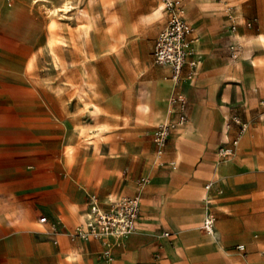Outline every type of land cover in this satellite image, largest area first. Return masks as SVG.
Segmentation results:
<instances>
[{"label":"rangeland","instance_id":"1","mask_svg":"<svg viewBox=\"0 0 264 264\" xmlns=\"http://www.w3.org/2000/svg\"><path fill=\"white\" fill-rule=\"evenodd\" d=\"M168 1L0 0V53L9 55V59L13 60L10 66L17 73H23V78L31 84L37 94L40 93L42 99H46L50 104L63 103L65 118L80 122L79 127L74 125V130L77 131L76 138L73 139L76 146L74 155L72 158L68 156V149H73L66 145L67 140L72 141L69 137L64 145L63 158L65 173L73 175L82 183V179L75 173L78 169L92 181L90 186L83 181L80 188L81 194L83 193L80 213H85L88 208V194L84 187H87L88 191H95L103 201L109 202L124 195L135 194L139 190L138 178L143 175L150 177L145 186L149 189L144 190L141 195L138 226L128 235L122 247L113 249L112 264H264V261L256 258L257 254L255 255L250 247L246 246L244 251H240L236 248L237 243L226 244L223 236L219 239L218 235H210L203 228L206 208L202 205L192 206L194 202L206 203V200L203 201L204 190L198 180L193 182L190 177L177 179L176 185L172 187L170 183L162 197L161 215L172 217L180 225L170 218L157 220L160 215L162 183L172 178L174 172L171 165L159 164L160 157L164 154L166 160L175 159L174 142L171 140L175 128L187 125L182 134L187 140L202 139L205 136L207 123L200 108H194L188 124L173 127L162 154H159V147L150 134L153 125L145 126L143 120L137 118L135 109L125 102L128 90L142 91L145 78V75H140L144 67L131 69L125 63L127 53L134 48L142 52L150 46L153 47L158 32L176 7H180L182 15L194 28L200 50L207 45L206 30L211 36L212 54L218 58L213 59V70L218 78L215 93L217 104L223 109V121L226 116L230 119L239 117L243 121L264 119V41H260V35H264V0H176L178 3L173 7L168 6ZM127 2L135 18L141 13L150 15L163 2L165 8L161 22L157 20L150 23L135 19L131 33L121 31V27L130 23ZM82 12L91 26V40L88 46L83 38V26L80 23ZM106 13H111L114 17L116 14L120 16V21L112 28H109L105 21ZM53 25L55 28L51 27ZM52 28L68 43L63 45L64 51H61L64 63H55L49 43ZM75 46H79L81 50H75ZM249 48L256 51L253 61L245 55ZM92 81L96 84L94 99L100 109L89 111L88 114L84 109L88 110L90 106L87 95ZM192 81L194 80L183 79L176 84V87L180 86L184 91L187 99L184 86ZM254 88L256 90H253ZM226 91L228 94L225 96ZM104 94H111L117 99L112 103L113 127L108 129L109 149L90 143L91 140L98 141L96 132H91L94 129L92 117L99 130L107 128L103 127L104 123L97 121L101 111L98 99ZM163 97L167 102L168 111L169 93ZM139 104L138 110L141 112ZM72 105L80 111L78 118L72 117L76 114L72 112ZM151 113L157 115L158 111L152 107ZM175 117L176 115H171L165 120L174 121ZM82 124L86 129L81 128ZM233 128L236 129L237 126L233 125ZM74 130H70L69 136ZM220 134L217 132L215 136ZM215 143L216 141L213 144L208 142L205 145L206 151L214 152ZM184 162L177 158L176 169L181 171L185 168ZM197 166L198 164L196 169ZM107 167L114 171L111 185H105L102 179V172ZM191 168L192 164L190 171ZM202 181L203 185L206 182L211 183L207 179ZM130 183L136 187V191L129 190ZM211 207L208 211L216 215L215 208L213 205ZM187 214L191 215L190 220H197L181 223L182 216ZM144 215L150 219L144 227V233L140 235L138 230L142 228L141 218ZM218 220L219 218L215 222V232L220 228ZM81 224L82 222L77 223L76 226ZM164 230L175 235L168 238L163 235ZM261 233L263 232L253 229L250 236L259 241L260 247L263 248ZM190 234L195 235L198 243L205 247L196 256L188 246L187 239H183L184 235ZM134 235L137 237L130 240ZM201 236H205L209 243L207 244L205 237ZM51 238L58 244L67 243L68 247L58 254L26 257V261L20 264H110L102 253L104 245L98 239L85 240L72 237L69 233L67 239L53 235ZM212 247V252L209 253ZM255 258L256 261L253 260Z\"/></svg>","mask_w":264,"mask_h":264},{"label":"crops","instance_id":"2","mask_svg":"<svg viewBox=\"0 0 264 264\" xmlns=\"http://www.w3.org/2000/svg\"><path fill=\"white\" fill-rule=\"evenodd\" d=\"M127 6L130 23L121 27V31L131 33L133 20L139 19L132 15L133 10L129 6V2H127ZM160 19L161 16L149 22L153 23L157 20L161 22ZM206 32L207 45L201 50L196 45L193 55L200 59L196 68L197 74L194 81L184 86V90L190 101L189 120L194 108L199 107L207 123V129L202 139L190 138L189 140L182 137L183 129L187 125L173 130L171 140L174 142L173 156L175 159L166 160L163 154L159 161V164L171 165L174 172L172 178L162 183L160 215L157 220L170 218L171 221L180 225L172 217L161 215L162 197L170 183L173 187L176 185L175 181L183 178L190 177L193 182L198 180L204 190L203 201L206 200V193L215 199L214 202L205 201L204 204L194 202L192 206L202 205L206 208L205 220L209 213L208 209H211L213 205L216 213L215 222L219 218L220 225L218 232L214 234L218 235L219 239L223 236L226 244L237 243L236 246L240 243L247 244L246 246L250 247L255 255L257 254L256 258L259 261H264V247L261 248V243L250 236L253 229L263 232L260 237L264 244V119L242 120L247 124V130L240 135L234 155L227 160L219 158L218 147L226 135L222 131L223 124L229 119V116H226L223 121V109L217 104L215 89L218 78L213 70V59L218 58L212 54L211 36L207 30ZM153 50L154 46H150L142 52L134 48L125 57V63L131 69L139 66L144 67V71L140 73L141 76L145 75L142 91L128 90L125 102L135 109L137 118L143 120L145 126L153 125L150 131L152 136L156 125L164 122L171 115H175L171 102V109L167 111V102L163 96L169 93L171 97L176 89V82L171 77V66L167 63H156ZM255 54L256 51H253V58ZM151 60L152 62H150ZM12 62L9 55L0 53V264H20L26 261V257L58 254L67 248V243L58 244L51 236L67 239L68 233H71L70 231L76 227L77 223H81L84 213L79 211L83 194H81L80 188L83 181L89 186L92 185L90 177L81 174L78 169L75 173L82 179V183L64 171V145L67 138L70 137L72 141L67 140L66 145L73 148L68 151L69 158H72L76 148L73 139L76 138L77 133L74 130V125L79 127L80 122H74V119L69 121L68 117L65 118L63 103L50 104L46 99H42L40 93L38 92V95L31 84L23 78V73H17L10 66ZM235 63L238 64L237 61ZM189 71L190 67L186 65L184 73ZM35 89L38 91L37 88ZM89 90L87 98L90 106L88 110L84 109L88 114L89 111L100 109L94 99L96 88L92 90L89 87ZM227 94L226 91L224 95ZM115 100L117 99L111 94H104L98 99L101 111L97 121L104 123L103 127L107 126L103 131L95 126V120L90 115L94 127L91 132H96L98 138V141L91 140L90 143L104 149L110 148V131L108 129L113 127L111 114L112 103ZM138 104L143 113L139 112ZM71 107L72 112H76L72 117L78 118L80 113L78 107L75 105ZM92 107L94 108L92 109ZM152 107L158 111L157 115L151 113ZM188 123L189 121L186 124ZM233 125H236L237 128L234 129ZM81 128L86 129L84 124ZM71 129L74 132L69 136ZM238 131L239 125L232 122L229 137H235L238 135ZM217 132L221 134L216 137ZM214 141H216L214 152L206 151L205 145L208 142L213 144ZM177 158L184 160L186 164V167L181 171L175 166ZM197 164L198 168L196 169ZM113 172L111 167L104 168L102 179L105 185L112 184ZM122 174L123 171L120 176ZM142 177H145L147 182L139 185L138 180ZM203 179L211 181L209 189L206 188L208 182L203 185ZM138 180L139 190L132 195L138 194L141 197L144 190L149 189L145 186L150 181V177L143 175ZM156 181L158 183V178ZM128 187L129 190L136 191V187L131 183ZM84 190L88 195L95 192L88 191L87 187H84ZM44 215L48 219L45 223L39 220ZM145 215L141 218L142 228L138 230L140 235L144 233V227L150 219ZM189 218H191L190 214L182 216L180 222L186 224L191 220H197V218L191 220ZM52 223H57L55 229L52 227ZM165 231L168 230H164L163 235ZM188 231L197 232L195 230ZM173 235L175 234L164 236L170 238ZM256 235L258 236V234ZM135 237L137 236H132L130 240ZM184 238L187 239L188 246L195 256L205 248L198 243L195 235H184ZM214 238L216 239V237ZM169 241L172 240L169 239ZM180 241L183 244L181 234ZM205 242L209 243L206 237ZM212 249L213 247L209 253L212 252ZM136 251L138 252V248ZM256 258L253 260L256 261Z\"/></svg>","mask_w":264,"mask_h":264},{"label":"built area","instance_id":"3","mask_svg":"<svg viewBox=\"0 0 264 264\" xmlns=\"http://www.w3.org/2000/svg\"><path fill=\"white\" fill-rule=\"evenodd\" d=\"M178 1H168V6L173 7ZM197 36L193 26L185 19L176 7L169 20L163 26L156 37L153 57L159 64L167 63L171 66V77L176 84L179 80H193L197 74L196 68L200 59L195 58ZM189 65L190 71L184 74V68ZM173 113L176 115L174 121L162 122L153 130V139L158 145L159 154H162L166 140L175 126L184 125L189 121V103L187 96L180 86L176 87L170 97ZM232 122L239 125L238 135L229 137ZM225 137L218 147V156L221 160H226L233 156L235 148L239 143L240 135L247 130V124L239 117L229 118L225 122ZM147 182L145 177L138 180L139 185ZM210 184L206 188H210ZM141 211L140 195H124L109 202L103 201L95 192L88 195L87 221L76 226L72 231V237L81 239H98L103 245V255L110 264L113 257V249L123 245L124 239L136 230ZM215 214L209 212L203 222V228L208 232L215 230ZM40 222H47V216L40 217ZM55 229L57 223H52ZM164 235L170 236L171 232L165 231ZM240 251L246 249V245L240 243L236 246Z\"/></svg>","mask_w":264,"mask_h":264},{"label":"bare ground","instance_id":"4","mask_svg":"<svg viewBox=\"0 0 264 264\" xmlns=\"http://www.w3.org/2000/svg\"><path fill=\"white\" fill-rule=\"evenodd\" d=\"M164 8H165V4L162 2L160 4V6L158 5V7H156L154 9V11L150 14V15H146V14H141L139 15V17H137V19H139V21L141 20H146L147 22L151 21V20H154L160 16H162L163 14V11H164ZM196 12V10H195ZM79 16V15H78ZM101 18V17H100ZM52 20V19H51ZM105 21L107 22L108 24V27L109 28H112L113 26H115L119 21H120V16L118 14H116V16L114 17L113 15H111V13H106V17H105ZM138 21V22H139ZM56 22V21H55ZM81 25L83 26V31H82V34H83V38H85V41H86V44L88 46V42H90L91 40V26H90V23L89 21L86 19L85 17V14L84 12H82V15H81ZM51 27H54L55 28V25L51 26ZM104 28V27H103ZM107 32V29L106 31ZM260 38L262 41H264V35L261 34L260 35ZM66 39L56 33L55 31H53V28L51 29V33H50V36H49V43H50V47H51V50L53 52V55H54V59H55V63L56 64H60L62 61V55H61V51H64L63 50V45H66L68 43H66L65 41ZM69 40V39H68ZM77 40V39H76ZM69 42V41H68ZM91 45V44H90ZM196 45L198 46V37H197V41H196ZM74 46V45H73ZM69 47V46H68ZM92 47V46H91ZM68 50V49H67ZM75 50H78L80 51L81 49L79 48V46H75ZM245 55L247 57H249V59L251 60H254L253 58V51L252 49H248L246 52H245ZM65 59V58H64ZM64 63V62H63ZM65 66L63 65L62 68H64ZM90 88L92 90H94L96 87H95V83L90 82ZM170 98H169V109L168 111L170 110ZM167 120V119H166ZM166 120L164 122H166ZM225 130H226V125L225 123L223 124V132L225 133ZM102 136V134H101ZM69 151V150H68ZM214 202V199H212L207 193H206V202ZM87 221V213L85 212L84 213V216L83 218L81 219V222L82 223H85ZM216 230H214L213 232H210V234H214Z\"/></svg>","mask_w":264,"mask_h":264}]
</instances>
